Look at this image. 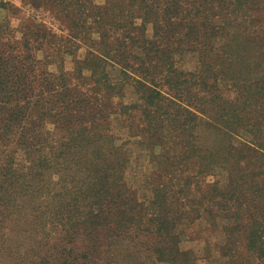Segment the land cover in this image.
Returning <instances> with one entry per match:
<instances>
[{"label":"trees","instance_id":"16d2710c","mask_svg":"<svg viewBox=\"0 0 264 264\" xmlns=\"http://www.w3.org/2000/svg\"><path fill=\"white\" fill-rule=\"evenodd\" d=\"M35 1L68 33L27 21L20 48L9 41L10 21H0V221L14 214L73 238L77 249L57 246L51 264H108L110 237L188 264L176 225L208 214L222 218L228 251L232 237L243 240L247 255L237 251L228 264H264V30H235L232 18L258 0ZM114 120L158 164L191 174L139 200ZM171 144L172 156L155 154ZM208 174L215 178L202 183Z\"/></svg>","mask_w":264,"mask_h":264},{"label":"rangeland","instance_id":"374dc122","mask_svg":"<svg viewBox=\"0 0 264 264\" xmlns=\"http://www.w3.org/2000/svg\"><path fill=\"white\" fill-rule=\"evenodd\" d=\"M2 1L11 2L18 7L14 13L0 7V21H10L13 35L9 41L12 43L15 40L20 48L23 46L21 30L27 21L42 24L46 30L59 36H65L68 33L66 23L35 0H0V2ZM105 1L92 0L97 5L104 4ZM258 2L259 5L252 10L243 9L232 16L235 30L246 29L255 31V34H260L264 30V0H258ZM44 54L45 51H37V57L41 60L44 59ZM81 54H83L82 49L78 51V55L81 56ZM183 64L187 68H193L195 61L193 58H186ZM73 66L72 57L66 56L65 70L71 71ZM48 69L57 72L56 64H50ZM126 96L125 100L130 99L129 92ZM113 122L114 131L119 135V140L128 139L127 154L129 157L124 177L127 185L138 195L139 200L149 199L152 186H158L162 180L170 184L173 182V185L178 187L180 186V178L191 174L186 166L184 167L177 162L173 165L161 166L157 160L152 159L150 151L145 146H141L136 139L128 137L127 129L121 127L119 120ZM235 140L236 143H239L243 139L238 137ZM170 146L156 147L154 152L157 154L159 151L168 150L169 156H172L178 148L172 144ZM154 172L157 174L154 175ZM214 178L211 174L201 177L202 183L203 181H212ZM153 212L154 208L152 207L150 213ZM223 224L222 218L212 219L208 214H202L193 220H182L176 225V234L179 236L178 247L187 252L188 264H228L230 256L235 255L237 251L240 255H247L243 248V240H235L234 237L231 238L232 246L236 245V247L232 248L231 246V251L226 249L229 242ZM5 238L11 241L6 242L4 248L0 249V264H35L39 262L42 255H45L47 264H51L52 261H59L60 254L57 246L63 244L67 248L77 249V243L73 238L49 230V228L39 224L28 225L24 218L17 220L14 214L0 221V246ZM106 238H108L107 235ZM104 247V251L109 250L104 257L110 255L112 259L108 264H172L169 261H158L154 256H147L143 251L134 249L129 239L110 237L104 241ZM25 250L32 251L24 254ZM250 260L255 261L256 258L252 257ZM60 262L62 264L63 259Z\"/></svg>","mask_w":264,"mask_h":264}]
</instances>
